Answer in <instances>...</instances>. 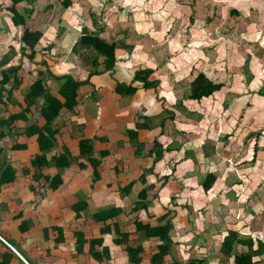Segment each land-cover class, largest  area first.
I'll list each match as a JSON object with an SVG mask.
<instances>
[{
	"label": "crops",
	"instance_id": "crops-1",
	"mask_svg": "<svg viewBox=\"0 0 264 264\" xmlns=\"http://www.w3.org/2000/svg\"><path fill=\"white\" fill-rule=\"evenodd\" d=\"M68 1L70 7L65 6L66 0H56L62 9L55 10L42 3L45 6L38 12L47 11V14L40 22V15L35 14L28 0L17 5V11L29 21L27 28L41 34L32 58V48L23 41L24 28L15 26L12 12L0 23V236L3 239H0V264H136L137 259L126 245L118 243L116 229L105 228L103 219L109 218V211L118 207L124 208L122 217L128 215L126 222L123 221L127 245L135 241L144 244L146 254H142L145 256L142 264H149L156 245L146 232L134 231L131 208L139 201L142 189L152 185L157 196L166 201V207L155 204L150 214H162L170 207L173 211L170 220L176 218L177 233L188 227L175 215L198 216L210 212L217 215L216 224L205 218V223L196 228L205 234L207 229L219 228L236 212L238 223L233 229L237 228L243 237L263 230L264 239V216H260V228L243 221L240 217L246 212L251 213V219H257L260 213L249 205L247 208L245 203L240 204L234 193L231 199L237 200V207L228 204L229 200L223 205L229 194L221 186L207 198L213 199L217 208L185 207L188 199L193 200L191 182H202L212 172L218 178L217 184L225 183L227 177L217 175V166H211L217 159L215 154L200 164L186 159L181 152L189 149L180 135L185 142L194 143L195 140L187 137L196 127L192 131L180 127L175 135L167 131V123L195 119L188 116L182 119L184 115L178 109L161 100L176 96L185 101L191 99V83L200 71L207 74L206 70L212 68L205 63L217 46L209 42L215 41L216 36L211 32H215L218 24L210 6L232 0H96L95 6H91L92 0ZM9 6L4 9L8 11ZM204 10L205 13L208 10L206 18ZM250 10L248 14L264 19V0H254ZM3 11L0 15H4ZM234 11L239 13L237 9ZM84 18L92 23L90 32L81 29ZM201 19L206 20L202 25ZM78 20L79 30L73 28ZM97 23L99 28L95 27ZM128 24L131 32L126 31ZM91 32L116 44L115 61L110 69H105L106 62L96 55L97 50L83 45L82 35ZM204 42L208 45H202ZM221 64L220 60L214 62L215 70L222 68ZM12 69L17 72L12 73ZM146 69L152 70L148 80L159 82L152 88L135 78L138 70ZM67 79L78 86L74 94L66 93V100L61 92L69 88ZM37 82L42 88L39 95L32 93ZM2 84H6L10 93L2 90ZM119 84L139 87L131 94V90L118 91ZM46 96L60 104L49 124L53 139L45 131L47 122L42 114ZM245 96L248 95L240 97ZM211 99L215 104V95ZM209 100L205 98L197 104L207 105ZM245 111L244 107L242 113ZM172 112L177 113L174 121ZM230 124L226 119L223 123L215 122L214 131H206L207 135L213 132L234 138L233 133L226 131ZM39 134L44 137L40 138ZM173 140L176 151L169 152L167 146ZM44 146L47 151L43 150ZM153 148L157 151L152 155ZM104 154H109L106 160L101 159ZM37 157L44 158L46 167H36L40 165L35 161ZM91 158L99 161L95 170L87 163ZM61 164H67L68 168L58 169ZM165 176L177 180L176 193L172 189L167 191ZM172 196L179 199V207L174 210L168 204ZM198 217L203 220L202 216ZM210 238L213 239L212 235ZM175 243L177 260L182 262L179 257L184 250L177 248L198 242L194 238L189 243L185 240Z\"/></svg>",
	"mask_w": 264,
	"mask_h": 264
},
{
	"label": "rangeland",
	"instance_id": "rangeland-1",
	"mask_svg": "<svg viewBox=\"0 0 264 264\" xmlns=\"http://www.w3.org/2000/svg\"><path fill=\"white\" fill-rule=\"evenodd\" d=\"M92 1L93 5L91 6H95L96 0ZM28 2L31 3V0H28ZM53 2L55 3L54 5ZM253 2L254 0H232L217 6L214 5L215 7L210 6V12L215 11V16L218 17L215 21L218 24L215 27V32H211L216 36L214 38L215 41L212 39L209 42H215L217 46L213 48L212 51L214 52H211V56L205 63L212 66V68L206 71L207 75L212 79L222 77L218 81L223 80L225 84L222 91L214 93L215 104L212 102V99L209 100L207 105H203L197 104L190 97V100L186 99L185 101L179 99L178 96L172 100L168 98H166V101L163 98L161 100L167 106H174V108L178 109L184 115L182 119L187 118V116L195 119L190 120V122L169 121L167 123V131L169 130L175 135L176 131L180 130V127H183L185 130L189 129V131H192L191 129L196 127L187 137L188 140H195L196 142H185L186 139L180 135V138L189 149L188 153L186 150L181 153L186 155V159H192L196 163L200 161L199 164L203 161L206 162L208 158H211L215 154L217 159L211 163V166H217L215 168L217 175L224 178L229 176L232 179L233 177H239L242 184L233 185L230 182L228 187L225 183H218V186H221V190L228 192V204L237 207V200L234 198L235 202L231 199V195L234 193L236 194V198L238 197L237 199L240 204H248L260 213L257 219H251L252 215L248 212L242 214L240 217H243V221L250 222L256 226L260 223V216L261 218L264 216V19L261 20L257 14H248ZM42 3L49 4V8L54 10L62 9L56 0H48V2L46 0H36L31 5L34 7L33 11H35V14L38 13L40 15L38 17L39 22L45 19L47 14V11L42 12L43 15L38 12L42 11L45 6H41ZM6 5H11L10 0H0V12L6 10L4 9ZM236 9L239 10V13L234 11ZM2 13L4 15H0V23L6 21L10 17L9 15H11L7 10ZM203 13H205V10ZM207 13L208 10L205 13L206 15L203 16L204 18L207 17ZM76 19L78 18L76 17ZM80 20L75 22L73 28L80 29ZM200 22L202 25L206 20L201 19ZM82 23L87 28H91L92 26V23L88 22V18H84ZM28 24L29 21L27 22ZM47 25L45 24V27ZM95 27L99 28L98 23ZM202 27L200 32H203ZM126 31L131 32V24L127 25ZM88 32L90 31L88 30ZM105 36L108 37L106 34ZM16 44L14 43L13 45ZM202 45H208V43L204 42ZM219 60L222 62V68L215 70L213 63ZM249 70H252L251 75H255V78L250 75ZM260 87H262L263 96H259L258 93H249V97L258 98L257 102L259 104L256 105V102L253 101V106L248 108L243 114L242 109L247 107L250 99L248 96L240 97L241 93L245 91L257 92ZM129 88L126 86L123 90L129 91ZM181 93L182 91L178 94ZM169 110H171V107H169ZM224 119L231 122L226 131L233 133L231 135L234 138L227 139L226 136L219 133V135H215L213 132L208 136L206 131L213 130L215 122L223 123ZM259 130H261V136L256 141L254 140L256 139L255 134ZM199 133L200 136L197 138ZM249 137L252 139L248 140ZM211 169L213 168L211 167ZM190 185L192 186L189 187L192 191L190 195L192 199L202 201L204 203L203 208H217V204L214 203L213 199H207L208 196L206 197L201 189V182H191ZM260 185L263 187L262 190H257ZM188 205L190 206L191 203L189 202ZM231 209L234 210L233 207ZM181 215L175 216L178 217L180 222H184L185 227H188V229L180 231L178 237L174 239L179 241L185 240L189 243L195 238L198 242L196 245L192 243L182 248L181 246L177 248L179 251L180 249L181 251L184 250L183 253L180 252L179 260L182 259L181 263L187 264L192 258H198L199 260L202 259V264H224L225 260L219 254L216 248L217 244L214 239L210 238V233H207L209 230L207 229L204 234L202 230L196 229L202 223H205V221L196 215ZM200 215L208 221L214 222V224L217 223V215H213L212 212L209 214L210 218L209 215H205L204 213H200ZM225 220L227 224H230L233 221L235 222L236 218H230L229 216ZM186 222L192 224L187 226L188 223ZM174 223L176 224V222ZM192 225L195 228H192ZM252 225L249 224L250 227ZM189 248L190 252L187 253L186 251ZM229 262L228 264H233L231 261Z\"/></svg>",
	"mask_w": 264,
	"mask_h": 264
},
{
	"label": "trees",
	"instance_id": "trees-1",
	"mask_svg": "<svg viewBox=\"0 0 264 264\" xmlns=\"http://www.w3.org/2000/svg\"><path fill=\"white\" fill-rule=\"evenodd\" d=\"M10 1H11V6L8 7L9 9L8 11L12 12L13 17L15 18V23H16L15 26L24 28L23 29V33H24L23 41L32 48L33 50L31 54V58H32V55L34 53V47L37 44L41 34L39 31H31L29 28H27L26 26L27 17L24 14H21L19 11H17V5H19L24 0H10ZM65 6L70 7L68 0H66ZM85 27H86L85 25H82L81 29L88 30V28L86 29ZM82 43L83 45H87V47L90 46L95 51L96 50L98 51L96 55L103 57L106 62L105 69H110L113 66V63L115 61L114 50L116 47V44L114 42H108L104 38L100 37L99 33L92 34L91 32V33H84L82 35ZM11 72L15 73L17 72V69H12ZM249 72L251 75L252 70H249ZM151 73H152V70H149V69L138 70V72L135 75V78L138 81L143 82L144 85L150 86V88H152L153 86L157 85L159 82L155 80H151V81L148 80ZM3 75H6V74H3ZM251 76L255 78V75H251ZM221 78L222 77L217 78V79H212L208 77L205 72L200 71L198 76L191 83V94H190L191 99L197 101V103L201 102L205 98L211 99L214 93L220 92L223 90V86L225 85L223 83V80L218 81ZM67 83L69 84L68 90L61 92V94L64 97L66 96V93L68 92L74 94L78 86V83L74 84L70 79L67 81ZM2 86H3L2 87L3 91L5 90L8 93H10V91L7 89L6 84L4 85L2 84ZM40 86H41L40 82H37V84L33 88L32 93L36 94L37 92L39 95V93L42 90ZM129 87H130L129 90H131V94H133V92H135L139 86L131 84ZM124 88H126V85L119 84L118 91H122V89ZM250 92L258 93L259 96H263L262 87H260L259 91L257 92L256 91H245V92H242L241 95L249 96ZM1 94L2 92H0V105L2 102ZM249 99H250V102L248 103L246 110H248V108H251L253 106V101L256 102V105L259 104V102H257L258 101L257 97H255V99L249 97ZM46 102H47L46 107L42 110V114L45 117L46 122H47L45 131L50 136V139H53V135L49 130V124L52 122L53 118L59 111L60 104H59V101L53 99L51 96H46ZM65 104L66 103H64V105ZM172 113H173L172 121H174L175 118L177 117V113L175 112H172ZM39 136L40 138L44 137L42 134H39ZM256 136L258 140V138L261 136V132L258 134L256 132L255 137ZM48 143H49L48 145H51L52 140H49ZM157 147H158V144H156L155 142V148ZM43 150L47 151V146H44ZM167 150L169 152L176 151L175 140H173L170 146H167ZM156 151L157 150L153 148L151 152L152 155ZM188 152L189 150L187 151V153ZM159 153L160 152L158 151L157 154ZM108 156L109 154H104L101 156V159L106 160ZM35 161L36 163L40 164L36 166L37 168L42 169L46 167V162L44 158L37 157ZM87 163L94 170L99 167V161L95 158L89 159ZM57 168L58 169L68 168V165L66 164L62 166L61 164V165H58ZM81 168L83 169V167ZM144 179L146 180V178ZM217 180L218 178L212 172L208 174L201 182L202 183L201 189L203 190L206 197L207 196L209 197L210 195L215 194V192L217 191L216 190V188H218ZM230 182L233 185L242 184V181L238 180V178L233 177L232 179L228 176L225 181V185L228 187ZM164 184L167 186L168 192H170L169 189H172L173 192L176 193L177 188H179L177 187V180L174 181L173 177L169 179L167 177L166 182H164ZM132 186H134V184ZM262 188L263 187L260 185L258 189L262 190ZM219 193L221 196H223L221 192ZM224 196L226 197V195ZM161 197H162L161 195L157 196L155 186L153 185L142 189L141 197L139 201L131 208V221H133L132 224L134 225L135 232H146L147 238L152 240L151 242L153 245H156V252L153 253V255H151L149 259V264H181V262L177 260V255L175 254L177 244L175 243L174 238L178 237L177 236L178 230L174 229V226L176 225L174 223L176 222V218H173L172 220H170L171 218L170 216L172 215L173 211H171L170 207L167 206L168 209H165L166 213L164 212L162 214H157V215L150 214V208L151 206L155 204L163 205L164 207H166V204H165L166 201H164L163 197L162 198ZM178 200L179 199H176V196H172L170 197V199L168 198V204L169 206H171L172 210H174V208L179 207ZM189 202L191 203L190 206H194V207L204 206V203L202 201H198L195 199L193 200L188 199L187 204H185V207L188 206ZM226 203H227V199L224 198V202H222V204L226 205ZM246 207L248 208V204L246 205ZM220 209H223V206L220 207ZM123 213H124V208L122 207H118L116 209L109 211V213L107 214L109 218L103 219L104 223L106 224L105 228L107 229V231H111V229L112 230L116 229L120 237L118 240V243L126 245L127 250L131 252V256L137 259V261L135 262L136 264H142L145 258V256L142 257V254L143 253L146 254L145 246L144 244H141V243L138 244L136 241L133 242V244L131 245H127L128 241H127V234L125 232L124 222H126V220L128 219V215L125 214V217H122ZM235 213L234 214L231 213L230 218H236ZM198 216H201V215L198 214ZM135 217H137V219H134ZM222 217H225V216L222 215ZM202 218L205 221V217H202ZM209 218H210V215H209ZM144 219H147V221H144ZM220 219L223 221V218L220 217ZM96 220L99 222L98 219ZM109 221H111V223ZM163 222H167V223L161 225ZM233 222H231L230 224H227V221L225 220L223 224L219 226V228L214 227L213 229L209 231L210 235H212L215 243L217 244L216 248L219 251V254H221L223 256V259L225 260L224 264H228L229 261H231V263L233 264H264V239L262 238V235H261V233L263 234V230L262 231L260 230L259 232L257 231L256 234L250 233L248 237H243L242 233L238 232L237 228H234V229L232 228V227H237L238 221L235 220V222L234 223ZM154 224H156V226H154ZM257 227L260 228L261 226L258 225ZM213 230H215L214 233H213ZM139 255H141V257ZM202 262H203L202 259L199 260L198 258H192L187 264H202Z\"/></svg>",
	"mask_w": 264,
	"mask_h": 264
},
{
	"label": "built area",
	"instance_id": "built-area-1",
	"mask_svg": "<svg viewBox=\"0 0 264 264\" xmlns=\"http://www.w3.org/2000/svg\"><path fill=\"white\" fill-rule=\"evenodd\" d=\"M0 239H2V237L0 236ZM3 240V239H2Z\"/></svg>",
	"mask_w": 264,
	"mask_h": 264
}]
</instances>
